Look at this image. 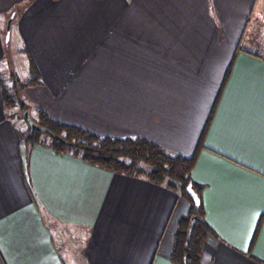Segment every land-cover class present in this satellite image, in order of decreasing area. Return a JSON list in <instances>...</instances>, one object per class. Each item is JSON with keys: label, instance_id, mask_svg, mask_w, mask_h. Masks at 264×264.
<instances>
[{"label": "crops", "instance_id": "1", "mask_svg": "<svg viewBox=\"0 0 264 264\" xmlns=\"http://www.w3.org/2000/svg\"><path fill=\"white\" fill-rule=\"evenodd\" d=\"M25 61L32 119L197 156L201 264H264V0H0V264H175L191 201L29 146Z\"/></svg>", "mask_w": 264, "mask_h": 264}, {"label": "trees", "instance_id": "2", "mask_svg": "<svg viewBox=\"0 0 264 264\" xmlns=\"http://www.w3.org/2000/svg\"><path fill=\"white\" fill-rule=\"evenodd\" d=\"M31 71L33 75L28 82H17L19 86L15 90L3 92L8 109H17L18 118L25 124L23 133H26L28 145H49L56 152L72 153L106 170L144 177L152 183L179 190L191 201L192 207L179 220L171 259L175 264H201L205 243L214 233L205 219L203 205L196 207L187 192L188 185L192 183L201 199L203 187L196 184L191 176L197 156L170 155L158 144L143 138L102 137L54 121L43 112H38L34 119L28 116L27 120L28 106L19 96L27 86L35 85L38 80L33 65ZM204 135L205 132L202 137ZM193 219L195 223L192 226Z\"/></svg>", "mask_w": 264, "mask_h": 264}, {"label": "water", "instance_id": "3", "mask_svg": "<svg viewBox=\"0 0 264 264\" xmlns=\"http://www.w3.org/2000/svg\"><path fill=\"white\" fill-rule=\"evenodd\" d=\"M14 18H15V15H13L12 18H11V20L8 22V30H10L11 23H12V21H13ZM26 117H27V120H29L28 114H26ZM30 123H32V122L30 121ZM187 192L190 195V197L192 198L195 206L196 207H200L201 206V204H200V197H199L198 193L194 190L192 183H190L188 185ZM194 223H195V219H193V221H192V226L194 225ZM192 226L190 227V230H192Z\"/></svg>", "mask_w": 264, "mask_h": 264}, {"label": "rangeland", "instance_id": "4", "mask_svg": "<svg viewBox=\"0 0 264 264\" xmlns=\"http://www.w3.org/2000/svg\"><path fill=\"white\" fill-rule=\"evenodd\" d=\"M13 15H15V13H13L12 14V16ZM11 16V17H12ZM22 58H24L25 59V56H23ZM9 63V62H8ZM7 65V64H6ZM8 66V65H7ZM21 68H19V70H18V72H14V74L16 75V78L17 79H20V82H25V81H27V79H28V75H29V73H28V68H27V66H26V61H25V68H24V66H22V64H21V66H20ZM16 112L18 113V110L16 109ZM27 114V113H26ZM18 116V115H17ZM17 119L20 121V123L22 124V122H21V120L22 119H19L18 117H17ZM22 127H23V130H25L26 129V127L22 124ZM46 140H47V138H46Z\"/></svg>", "mask_w": 264, "mask_h": 264}]
</instances>
